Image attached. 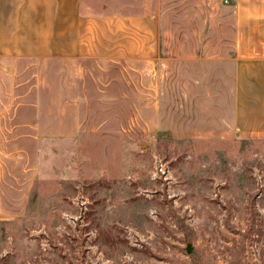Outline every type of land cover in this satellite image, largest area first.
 Here are the masks:
<instances>
[{
	"label": "rangeland",
	"instance_id": "rangeland-1",
	"mask_svg": "<svg viewBox=\"0 0 264 264\" xmlns=\"http://www.w3.org/2000/svg\"><path fill=\"white\" fill-rule=\"evenodd\" d=\"M80 7L84 57L0 75V264H264V136L233 131L224 70L200 63L231 42L228 5ZM238 75L240 109L264 110L262 67Z\"/></svg>",
	"mask_w": 264,
	"mask_h": 264
},
{
	"label": "crops",
	"instance_id": "crops-1",
	"mask_svg": "<svg viewBox=\"0 0 264 264\" xmlns=\"http://www.w3.org/2000/svg\"><path fill=\"white\" fill-rule=\"evenodd\" d=\"M226 4L232 13L234 23L228 35L231 42L228 48L223 49L222 54L220 49H215L213 53L218 55L202 58L200 63L213 64L215 69L221 71L220 74L224 70L220 81L227 83L230 88L229 115L225 119L229 121L233 131H236L245 120L244 134L262 137L264 110L261 107L251 110L247 108L246 103V108L241 110L238 105L240 93L237 88L240 85L238 72L242 69L251 72L254 65H259L264 70V0H229ZM101 15L106 17L108 13L103 10ZM81 20L80 0H0V75H3L2 72H11L12 66L9 65L11 61H29L30 64L39 66V62L48 61L50 58L67 57L76 61L84 57L87 48L82 44L84 39L80 34ZM37 69L39 70V67ZM17 82L16 86L24 89L18 96L22 102L28 101L30 87H36V102L41 101L39 82L30 84L26 78ZM3 86L7 85L4 83ZM2 96L8 97L6 94ZM2 96L0 101L3 99ZM246 96L250 99L247 102L256 103L253 100L254 96ZM256 97L258 102L262 100V96ZM27 117L20 123L25 137L29 136L30 128H36ZM36 117H39L38 109ZM24 194L26 197L27 192ZM18 196L23 197V193Z\"/></svg>",
	"mask_w": 264,
	"mask_h": 264
},
{
	"label": "built area",
	"instance_id": "built-area-1",
	"mask_svg": "<svg viewBox=\"0 0 264 264\" xmlns=\"http://www.w3.org/2000/svg\"><path fill=\"white\" fill-rule=\"evenodd\" d=\"M224 4L228 3L229 0H222Z\"/></svg>",
	"mask_w": 264,
	"mask_h": 264
}]
</instances>
